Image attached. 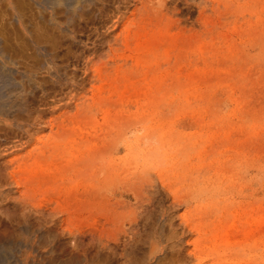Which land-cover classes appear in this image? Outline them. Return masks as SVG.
<instances>
[{"label": "rangeland", "instance_id": "rangeland-1", "mask_svg": "<svg viewBox=\"0 0 264 264\" xmlns=\"http://www.w3.org/2000/svg\"><path fill=\"white\" fill-rule=\"evenodd\" d=\"M45 1L18 0L49 54L18 27L0 243L27 264H264V0Z\"/></svg>", "mask_w": 264, "mask_h": 264}, {"label": "bare ground", "instance_id": "bare-ground-1", "mask_svg": "<svg viewBox=\"0 0 264 264\" xmlns=\"http://www.w3.org/2000/svg\"><path fill=\"white\" fill-rule=\"evenodd\" d=\"M61 1H64V0H52V3L60 4ZM28 2L32 3V5L36 4L38 7L46 9V6L42 5L40 0H28ZM45 2L48 8L49 1L46 0ZM24 4L23 6L26 5ZM21 5L19 6L18 0H0V122H4V121H7V122L12 121V123L15 121L17 122L18 118L17 116H15L14 111L17 110L22 105H24L23 103L25 102L22 98L23 89L16 76L17 73H19L20 71V68H19L20 62L18 61V56H17V54H19L17 47L20 43V42L18 43L17 41V39L19 38L18 37L19 36L18 27L22 28L23 32L28 37L31 44H33L32 46L35 49L42 50L45 52V54L47 53L49 54V49L47 48L45 43L40 41L42 40L41 35L39 34L38 37L36 36L37 38H35L31 30L28 29V26L23 19V15H21L22 13L20 12ZM4 6H7L8 11L6 12L9 13V14H6L8 15V20L7 18L6 19L4 18L5 21L7 20L6 23L5 21L2 22V17H1ZM9 125L11 126V124ZM1 135L2 133H0V139L5 138L3 135H2L3 137ZM2 156L0 158H2ZM12 165H14V163L5 164L4 166L6 168L5 170H9L8 167L10 168ZM1 167H0V191L2 192L4 183L7 182L9 184V177L15 178V171H13L14 173L12 172L11 175L10 174L5 175V171L3 170L4 168H2V170L4 171L3 172L1 170ZM6 176L8 179L6 178ZM12 183L14 182H11V184ZM2 195L4 194L2 193ZM9 244L10 243H7V245H5V244L0 243V264H27V260L24 261V259H21V258L19 259V257L16 258V256L14 257V254H13L14 247L11 246V244L10 245ZM30 258H32L33 260V257H30Z\"/></svg>", "mask_w": 264, "mask_h": 264}]
</instances>
